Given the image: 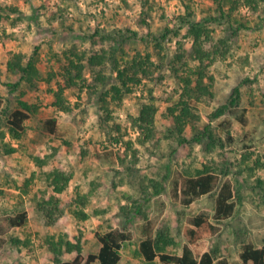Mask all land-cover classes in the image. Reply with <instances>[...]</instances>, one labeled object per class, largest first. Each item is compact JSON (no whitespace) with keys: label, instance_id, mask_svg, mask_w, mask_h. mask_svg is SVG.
<instances>
[{"label":"rangeland","instance_id":"374dc122","mask_svg":"<svg viewBox=\"0 0 264 264\" xmlns=\"http://www.w3.org/2000/svg\"><path fill=\"white\" fill-rule=\"evenodd\" d=\"M186 5L195 20L216 13L212 0H0L5 17L0 21V264H57L44 242L46 236L71 242L79 238L85 255L97 252L95 233L111 229L131 235L120 264H148L138 253L147 220L155 222L156 232L169 233L174 244L168 251L180 254L186 244L183 229L188 218L199 213L212 216L217 189L184 206L172 196L171 182L177 171L194 174L204 165L229 167L222 180H229L233 186L236 210L230 219L214 222L217 230L212 236L191 246L194 254L210 251L216 261L239 264L244 244H264V190L258 183V179L264 181V4L256 12L244 5L235 10V19L246 25L236 35L228 23L208 24L211 40L206 47L227 36L230 50L225 60H217L210 67L214 97L198 104L199 118L188 123L185 136L191 139L195 130L211 123L220 139L212 152L197 143L179 144L165 116L181 91L170 63L180 53L178 43L186 50L191 47V38L185 37L186 27L175 33ZM167 28L173 32L167 33ZM164 33L167 36L156 46L154 38ZM36 47L42 77L37 88L23 82L11 91L8 84L17 82L18 75L8 72V61L14 53L24 55L27 61ZM114 47H118L115 57L121 66L123 59L149 54L154 63L151 79L134 86L133 92L119 102L106 97L105 110L92 88L98 68L92 69L84 60V83L78 81L77 86L64 91L71 110H56L53 92L58 84H65L66 56L76 61L75 53L85 52L88 57L110 53ZM102 72L107 83H112L116 73L110 61ZM235 86L241 91L239 115L244 113L247 125L232 115L210 122V114L228 100ZM150 98L158 108L155 130L142 144L132 118L138 115L139 105ZM18 99L34 104L37 111L25 122L22 139L15 140L8 132L7 116L17 107ZM52 118L58 128L55 135L45 128V121ZM225 118L231 120L229 128L223 125ZM114 138L122 142L116 143ZM128 140L133 144L126 150L124 142ZM125 153L121 163L117 156ZM133 153L135 163L129 170ZM244 155L249 158L243 162ZM257 157H261V168L255 165ZM245 164L255 170L248 171ZM56 170L71 175V180L58 195L63 214L48 225L36 210V200L42 192L52 194L45 177ZM32 176L34 180L25 193L26 181ZM154 185L161 186L159 194H155ZM77 190L88 196L86 221L78 220L72 212ZM22 208L28 214L26 224L12 226L9 217ZM16 239L21 243H15ZM70 256L64 254L62 259Z\"/></svg>","mask_w":264,"mask_h":264},{"label":"trees","instance_id":"16d2710c","mask_svg":"<svg viewBox=\"0 0 264 264\" xmlns=\"http://www.w3.org/2000/svg\"><path fill=\"white\" fill-rule=\"evenodd\" d=\"M215 4V15L208 14L200 20L193 19V12L189 5H186V13L178 17V28L175 33L186 27V38H191V47L186 50L178 43V51L173 56L170 63V71L174 78L181 86V91L177 100L167 107L165 116L171 123L169 131L176 138L179 144L197 143L201 144L206 152H212L220 139L214 134L211 128V123L205 125L202 129L193 132L191 139L185 136V130L188 123H192L198 119L196 113L198 104L206 99H212L214 92L212 90L214 84V76L210 72V67L217 60H225L229 54L230 45L228 39L223 37L218 39L211 48L206 47V42L211 40L208 24L210 23H228L229 30L232 35H236L241 29L246 28V25L237 21L234 17L235 10L240 5H244L256 12L264 0H212ZM4 10L0 6V21L4 20L2 12ZM236 25V26H235ZM167 33L171 29H166ZM98 32V31H97ZM96 32V33H97ZM173 32V31H172ZM137 33H133L136 37ZM164 33L159 39L154 38L156 46H159V40H164ZM144 40V39H143ZM120 43H117V46ZM116 46V45H115ZM118 47H114L112 52L93 53L86 56L85 52L75 53V60L70 56H66L69 60L68 67L65 68L64 78L65 84H58L57 90L53 92L54 100L53 107L58 111L69 112V101L64 96V91L73 86H77L78 81L84 83L82 71L87 63L92 69H97L95 81L92 87L94 94L100 95L99 100L106 104V97L114 102L121 101L125 96L133 92L134 86L140 85L143 80L151 79L153 75L152 67L154 63L151 56L146 54L141 57L140 54L133 56L129 60H124V65L121 66L119 60L115 57V52ZM85 60V63H82ZM107 61L112 63L113 77L112 83H107V77L103 74V69L107 65ZM37 47L34 54L27 61L24 55L14 53L7 63L8 72L18 75V80L14 84H8L11 91L16 90L21 83H26L30 88H37L38 81L41 80V73L37 68ZM75 70V74H72ZM1 78V71H0ZM109 87L106 89L105 87ZM101 86V90L98 91ZM241 101V91L239 86H235L228 100L218 106L209 116L210 122L224 116H237L238 121L243 125H247V119L239 109ZM3 100L0 98V112L2 110ZM106 110L107 108L104 107ZM37 111L34 104L28 103L24 99H18L17 107L10 111L7 116V128L10 136L15 140H20L25 132V122ZM158 108L155 106L154 99L150 98L148 103H141L138 109V115L132 118V127L139 133L137 140L144 144L151 139L155 130V115ZM108 113V112H107ZM231 120L225 118L223 125L229 128ZM45 128L50 134H57L58 128L56 119H47ZM121 138H114L116 143H120ZM132 141L124 142L126 150L132 149ZM14 149H10L12 152ZM125 157L120 155L117 158L121 163L125 162ZM249 158V155L243 156V162ZM242 162V165L244 164ZM129 163V170L135 163V153L132 154V160ZM44 165V162H42ZM255 165L259 168L263 167L261 157H257ZM248 171H254L255 168L245 164ZM229 172V167L216 168L214 166L204 165L194 174L187 171H177L171 182L170 192L175 199H178L184 206H189L200 200L203 196L212 193L217 189L215 199V209L212 216L206 213H199L188 218L187 224L183 229V236L186 244L183 246L180 254L171 253L168 248L174 244V239L168 232H156L155 222L147 220L143 230V238L138 245V253L148 264H228L226 260L215 259L212 252H204L201 256H196L191 248L197 245L202 240L212 236L217 226L214 222H223L230 219L236 210V194L229 180H222V176ZM34 176L26 181L25 193H28V187L32 184ZM45 180L48 186L52 188V194L47 196L46 191L41 193V198L36 200V210L39 215L45 220L46 224L53 225L57 219L63 214L61 207V199L58 195L62 194L69 186L71 175L65 174L59 170L47 174ZM259 186L264 190V181L258 179ZM161 187V186H160ZM160 187L154 185L155 194L160 193ZM88 204V196L81 195L77 190V198L75 200L74 216L78 220L86 221L89 214L85 212ZM9 222L12 226L22 227L28 220L27 212L22 208L14 216L9 217ZM95 239L99 244L97 252H91L85 255L80 243V239L76 242L65 240L62 237L55 240L54 236H46L45 244L49 247V251L54 255V261L57 264H120L122 260V250L124 246L131 242V235L128 232L111 229L109 231L95 233ZM15 243H21L15 240ZM28 242L26 241L25 244ZM64 254H70V258L63 260ZM239 264H264V244L256 247L253 243L243 245L239 254Z\"/></svg>","mask_w":264,"mask_h":264}]
</instances>
